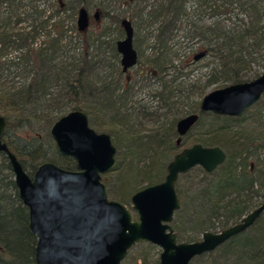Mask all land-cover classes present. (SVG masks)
<instances>
[{"label":"trees","instance_id":"trees-1","mask_svg":"<svg viewBox=\"0 0 264 264\" xmlns=\"http://www.w3.org/2000/svg\"><path fill=\"white\" fill-rule=\"evenodd\" d=\"M33 1H26L27 6L29 5L32 10V14H29L32 20L30 29L26 31L22 28L19 29L21 31L13 32L8 27L10 24L18 25L22 21L16 11L24 7L25 1L0 0V116L7 121L3 143L13 154L16 150L26 151V155H23L24 159L28 157L32 164L24 163L20 154L16 153L18 156H15L25 172L30 170V173L27 172L28 175H31L40 163L45 162L44 150L39 147L34 150H29L25 146L20 148L13 137L31 125L30 120L35 113L45 112V116L40 117L46 123L49 121L47 117L49 111H57L62 106H68L70 108L68 112L82 111L87 116L89 126L95 128V131H106L111 134L113 129L116 130L118 127L115 122H110L108 125L98 121L101 106L109 107L114 103L112 91L115 90V86L106 83L97 89L93 76L105 61L103 39L109 26L115 25L118 28L119 21L123 18L131 22L136 41L145 27L143 33L145 48L148 41H151L156 54L148 65L158 73L169 64L166 61L169 45L178 31L188 35L190 40L198 41L199 47H204L206 52L214 56L217 68L210 76V81L213 83L219 81L215 89L251 81L264 72L263 70L260 74H253L250 79L245 78L242 72L243 52L246 49L243 46L244 36H250L248 40L252 39L253 44L255 36H258L263 45L264 55V0H56L55 9L49 20L64 15L65 21L72 25L77 10L91 6L90 8L97 12L99 20L108 22L107 26L102 23V26L99 25L97 29L89 32V36L86 35L88 30L83 33L75 30L76 36L80 38V52L77 58L78 67L74 71H66L64 66L54 62L65 37L63 20L53 21L51 24L53 35L46 32L41 45L32 48L36 37L47 25V21L38 20L40 12L30 5ZM77 7L78 9L75 10ZM234 9L239 11L242 18L230 23V26L223 25L217 20H213L208 25L202 22L201 17L206 15L204 14L206 10L208 17H212L220 12L232 13ZM1 10L5 12L2 13ZM70 29L74 30L73 25ZM114 44L107 48L110 51V59L116 63L114 74L120 76ZM235 46H238L239 50L235 49ZM17 76L21 78L20 81L15 80ZM53 87L55 92L50 93L49 90ZM165 88L164 85L160 96L162 103L167 106L170 95L166 91L165 94L162 93ZM97 92L100 96L103 95L102 102ZM263 98L240 118L201 114L195 126L198 127L201 119L207 116L212 120L220 121L221 124L210 126L198 134L188 132L182 139H178L174 132L176 119L173 118L169 122L157 124L143 136L149 143L162 148L159 157L168 160V163L183 148L195 143L217 146L225 153L223 164L211 174L204 173L200 168L188 172L200 171L198 202L194 206V212L201 222L193 228V231L200 235L215 226L221 231L237 223L255 208L250 204L251 197L261 198L264 192V168L261 166L264 161L259 159V154L255 152L256 148L253 146L256 141L240 138L236 134L228 136L231 126L243 122L248 116H260L264 107ZM198 104L197 102L192 104L188 113H196ZM58 118H54V121ZM116 134L125 137L131 143L133 140L135 143L140 138L138 131L134 129H124V132L116 130ZM112 137L114 139L116 135ZM55 156L57 161L50 160V163L64 170L74 169L75 163L72 158L58 154ZM249 158H253L254 161L256 169L253 171H251L252 164L247 163ZM166 166L167 164L162 160L155 163L150 161L147 167L141 170V176L148 181L145 187L161 182ZM118 169L119 162H116L108 174L113 173L118 179L116 181L120 182ZM108 174L101 178L105 186ZM176 184L175 192L179 200L180 189ZM122 189L113 195L117 202L124 195ZM127 208L131 210L130 207ZM180 212L179 204L171 223L176 240L193 242L195 239L192 236L180 233L178 215ZM212 219L215 220V226L211 222ZM35 242V236L27 227V210L18 200L7 160L3 154H0V264H35ZM135 247L150 248L148 243L133 246L120 264H146V258L134 254ZM189 264H264V212L249 229L229 239L213 252L194 258Z\"/></svg>","mask_w":264,"mask_h":264},{"label":"water","instance_id":"water-1","mask_svg":"<svg viewBox=\"0 0 264 264\" xmlns=\"http://www.w3.org/2000/svg\"><path fill=\"white\" fill-rule=\"evenodd\" d=\"M97 12L92 18L97 19ZM89 27L88 13L79 8L75 18L78 33ZM123 37L114 44L121 73L136 64L132 47L133 28L119 21ZM204 56L196 54L192 61ZM264 97V72L257 78L205 94L199 113L240 118ZM196 114L175 123L177 136H184L195 124ZM7 121L0 116V154L7 160L20 204L27 210V227L35 236V264H120L133 246L148 243L160 250L157 264H189L213 252L229 239L249 229L264 212L261 203L237 223L218 233L203 232L195 242H177L171 223L179 208L174 185L179 175L199 167L211 174L223 164L225 153L217 146L193 144L175 154L167 164L161 182L131 194L130 209L107 197L101 175L115 166L116 148L106 133L88 125L86 115L72 110L52 122L48 135L56 152L74 160L73 170L53 163L39 164L29 176L2 139Z\"/></svg>","mask_w":264,"mask_h":264},{"label":"rangeland","instance_id":"rangeland-1","mask_svg":"<svg viewBox=\"0 0 264 264\" xmlns=\"http://www.w3.org/2000/svg\"><path fill=\"white\" fill-rule=\"evenodd\" d=\"M23 1H25L23 2L24 7L16 11L18 18L22 21L18 25L10 24L8 27V29L13 32L21 31L19 29L22 28L26 31L30 29L32 20L29 14H32V10L29 5L27 6L26 1L28 0ZM55 1L56 0H34L30 3L36 11L40 12L38 20L47 21V25L44 30L40 31L39 36L36 37L35 44L32 48L35 49L41 45V41L44 39L46 32L53 35L51 25L53 21L63 20V29L66 31L65 37L61 42L62 48L60 52L56 54L57 58L54 62L57 65L64 66L66 71H74L78 67L77 58L80 52V38H78L75 33L76 13L72 21L74 30L70 29L72 25L68 21H65L64 15H58L49 20V16L55 9ZM207 5H209L208 2ZM90 7L85 8L89 17L87 36L90 35L89 32L97 29L99 25L102 26V23L104 25L106 24L105 26L108 24V22L99 20L98 16L97 19L94 20L92 18L94 11ZM76 9H78V7L75 8V10ZM221 10L222 9H219V11ZM1 12L4 13L5 11L1 10ZM204 14L206 15H203L201 18L202 22L206 25L210 24L213 20H217L223 25L229 24L230 26V23L236 22L239 18H242V15L239 14L237 9H234L232 13L223 14L220 12L212 17H208L207 10ZM119 29V26L118 28L115 25L109 26L107 34L103 39L106 47L103 48L105 61L100 68L94 72L93 77L97 89H100L101 86L106 83H112L113 87L115 86V90L112 91L114 103L109 107L105 105H103L104 107L101 106V110H99L100 113H98L100 115L98 121L108 125H110V122H115L118 126L116 128L117 131L121 130V132H124V129H134L139 133L138 135L140 138L137 139L138 143L136 144L137 141L134 143L133 140V143H131L127 141L125 137L117 135L115 129H113V133H111L113 136L116 135L114 139L108 132L96 130L97 132H105L109 135L112 144L116 147L115 162H119L118 176L120 182L116 181L118 179L114 177L113 173L108 174L106 193L110 199L114 200L113 195L119 193L120 189L123 188L124 195L118 202L127 208L130 207V195L142 189L148 183V181L141 176V170L146 168L150 161L155 163L162 160L164 164H168V160H163L159 157L162 148H158L154 144L149 143L143 136L148 133L149 129L155 128L159 123L169 122L173 118L177 121L188 114L192 104L195 102L199 103L205 94L215 90L219 81L214 83L210 81V76L217 68L214 56L206 52L204 47H199L200 43L198 41L190 40L189 37H187L188 35L182 31L177 32L169 45V53L166 58L169 64L164 66L160 73L155 69H150L148 62L152 61L156 54L151 41H148L145 48V34H143L145 33V27L144 32H141L142 34L139 33L140 38L137 39V41L135 40L133 32L132 47L138 57L137 65L125 74L120 73V76L114 74V64L116 63L110 59V51L107 47L114 44L117 40L122 39L123 33L122 30ZM249 38L251 37L244 36L242 38L245 40L243 46L246 48L243 52L242 65V69L244 70L245 68V71L242 70V72L245 78L250 79L253 74H260L264 70V55L262 51L263 45L258 36H255L254 44L251 41L252 39L248 40ZM236 48L239 50L238 46H235V49ZM199 53H203L204 56L193 62L192 57ZM117 66L118 71H120L119 57ZM15 80L20 81L21 78L18 77L15 78ZM209 81L210 83H208ZM164 85L166 88L162 93L165 94L166 91L169 92L170 95L167 106L162 103L160 96ZM49 92L54 93L55 88L53 87ZM97 95L102 102L103 95L100 96L98 92ZM69 109L68 106H62L60 110L49 111L47 114L49 121L46 123L40 117L45 116V112L35 113L30 120L31 125L19 131L13 137L17 145L20 148L25 146L29 150H34L39 147L44 150L45 162H50V160L57 161L55 156L57 153H55L54 143L48 135V129L52 121H54V118L66 114ZM93 117L95 118V115ZM220 124V121L212 120L207 116L202 118L198 127L195 126L190 133L198 134V132H202L210 128V126L215 127ZM91 128L95 130V128ZM228 133V136L236 134L240 138L254 139L256 141L253 146L256 148L255 152L259 154V159L264 161V107L260 112V116L246 117L243 122L231 126ZM261 145L263 147H261ZM253 147L251 148L252 150ZM16 153L22 155L24 163L32 164V161L28 157L24 159L23 155H26V151L16 150ZM16 153L14 155L18 156ZM168 159L170 160L171 158ZM247 163L252 164L253 167L251 171L256 169L254 167L253 158H249ZM261 166L264 168L263 163H261ZM26 171L30 173V170ZM138 171L139 173H137ZM29 176L31 175L29 174ZM198 176H200V171L194 170L185 176H179L176 184L178 185V189H180L179 204L181 212L178 214L180 218V233L192 236V238L195 239L194 241H198L201 236L199 233L193 231L194 226L201 222V219L196 216L197 213L194 212V206H196V202H198ZM118 186H121V188ZM261 200L260 197L252 196L250 204L256 208V206L261 203ZM211 222L215 226V220L212 219ZM208 231L212 233L220 232L219 228L216 226ZM149 246L150 248L135 247L133 252L136 255L146 258V264H156L160 250L150 244Z\"/></svg>","mask_w":264,"mask_h":264},{"label":"flooded vegetation","instance_id":"flooded-vegetation-1","mask_svg":"<svg viewBox=\"0 0 264 264\" xmlns=\"http://www.w3.org/2000/svg\"><path fill=\"white\" fill-rule=\"evenodd\" d=\"M117 55H118V54H117ZM136 56H137V54H136ZM118 57H119V56H118ZM137 59H138V57H136V64H135V66H136L137 63H138V60H137ZM135 66H134V67H135ZM134 67H133V68H134ZM133 68H130L129 70H127V72L130 71V70L133 69ZM119 69H120V66H119ZM127 72H126V73H127ZM120 73H121V71H120ZM121 74H123V73H121ZM124 74H125V73H124ZM262 98H263V97H262ZM260 100H261V99H260ZM198 105H199V104H198ZM197 109H198V106H197ZM190 114H196V115H197V120H196V122H195V124H196L201 114H210V113H199L198 110H197L196 113H188V114H186L185 116L190 115ZM243 114H244V113H243ZM243 114H242V115H243ZM212 115H213V114H212ZM185 116H183V117H185ZM216 116H217V115H216ZM183 117H181V118H183ZM220 117H225V116H220ZM181 118H180V119H181ZM229 118H231V117H229ZM178 120H179V119H178ZM178 120H177V121H178ZM87 121H88V119H87ZM177 121H176V122H177ZM176 122H175V123H176ZM195 124L192 126V128L195 126ZM88 125H89V123H88ZM89 127H90V126H89ZM90 128H91V127H90ZM192 128H191L188 132H191ZM91 129H92V128H91ZM93 130H94V129H93ZM94 131H95V130H94ZM95 132H97V131H95ZM174 132H175V124H174ZM188 132H187V133H188ZM97 133H105V132H97ZM187 133H186V134H187ZM106 134H107V133H106ZM175 134H176V132H175ZM186 134H185V135H186ZM185 135H184V136H185ZM176 136H177V134H176ZM184 136H182V137L177 136V138H178V139H182ZM3 138H4V137H3ZM110 141H111V139H110ZM175 141H177V139H176ZM2 142H3V139H2ZM111 143H112V142H111ZM195 144H199V143H195ZM112 145H113V144H112ZM192 145H193V144H192ZM192 145H189V146H187V147H185V148H188V147H190V146H192ZM200 145H201V144H200ZM113 146H114V145H113ZM202 146H203V145H202ZM114 147H115V146H114ZM207 147H210V146H207ZM115 148H116V147H115ZM183 149H184V148H183ZM183 149H182V150H183ZM56 153H57V152H56ZM12 154H13V153H12ZM57 154H58V153H57ZM58 155H59V154H58ZM3 156H4V155H3ZM60 156H61V155H60ZM63 157H64V156H63ZM42 163H43V162H42ZM115 163H116V162H115ZM40 164H41V163H40ZM56 166H57V165H56ZM195 168H199V167H195ZM35 169H36V168H35ZM193 169H194V168H193ZM191 170H192V169H191ZM188 172H189V171H188ZM188 172H187V173H188ZM108 173H109V172H107V173H105V174H103V175H106V174H108ZM187 173H185V174H187ZM204 173H205V172H204ZM11 175H12V174H11ZM103 175H101V178H102ZM182 175H184V174H182ZM182 175H179V176H182ZM179 176H178V177H179ZM178 177H177V179H178ZM101 181H102V179H101ZM12 182H13V181H12ZM176 182H177V180H176ZM176 182H175V184H176ZM102 183H103V182H102ZM103 184H104V183H103ZM105 187H106V186H105ZM143 188H144V187H143ZM174 190H175V185H174ZM16 193H17V192H16ZM133 193H134V192H133ZM175 193H176V192H175ZM130 196H131V195H130ZM176 196H177V195H176ZM107 197H108V195H107ZM108 198H109V197H108ZM109 199H110V198H109ZM111 200H112V199H111ZM114 201H115V200H114ZM194 242H195V241H194Z\"/></svg>","mask_w":264,"mask_h":264}]
</instances>
